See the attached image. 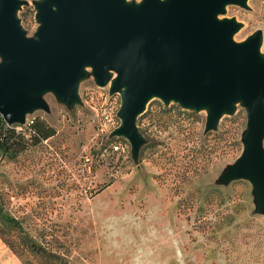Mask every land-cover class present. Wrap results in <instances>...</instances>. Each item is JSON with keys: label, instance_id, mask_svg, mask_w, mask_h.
<instances>
[{"label": "rangeland", "instance_id": "1", "mask_svg": "<svg viewBox=\"0 0 264 264\" xmlns=\"http://www.w3.org/2000/svg\"><path fill=\"white\" fill-rule=\"evenodd\" d=\"M41 1L18 0L15 16L27 38H37ZM218 17L239 23L237 41L259 34L264 57V0L227 2ZM108 91L86 64L77 101L42 90L33 96L44 104L26 112L24 123L5 122L24 135L15 139L25 147L15 156L0 150V264H96L129 255L135 259L127 264H264V210L250 179L230 175L248 129L243 99L206 132L208 106L151 96L136 116L148 145L138 158L124 135L97 127L104 106H112L111 129L121 123L120 93ZM35 118L54 133L30 139L26 122ZM171 149L178 175L197 156L198 173L185 183L168 161Z\"/></svg>", "mask_w": 264, "mask_h": 264}, {"label": "water", "instance_id": "2", "mask_svg": "<svg viewBox=\"0 0 264 264\" xmlns=\"http://www.w3.org/2000/svg\"><path fill=\"white\" fill-rule=\"evenodd\" d=\"M227 2L246 0H43L37 38H27L15 16L18 0H0V115L25 122L44 102L33 96L53 90L62 100L79 99L84 66L98 85L120 93L112 134L124 135L138 155L136 126L151 96L185 107L208 106L206 130L243 99L248 129L231 176H246L264 210V57L259 34L233 39L239 23L219 18Z\"/></svg>", "mask_w": 264, "mask_h": 264}, {"label": "trees", "instance_id": "3", "mask_svg": "<svg viewBox=\"0 0 264 264\" xmlns=\"http://www.w3.org/2000/svg\"><path fill=\"white\" fill-rule=\"evenodd\" d=\"M28 123V132H29V138L32 139L33 141H37L39 139L42 138H46L47 136H50L54 133L55 129L53 126L47 124L44 120L40 119V118H35L32 120V122L29 124V122H26V125ZM206 132H209V130H207ZM139 133L141 134V132L139 131ZM142 135V143L139 147V151H138V155L137 157L139 158V156L143 153V151L148 147L147 142H146V138L143 134ZM17 136L24 138L23 134H20V132H16L14 130V128H9L6 126L5 120L2 118V116L0 115V150L6 154H8L9 156H15L17 154L18 151L22 150L25 145L22 143V141L20 139H15ZM159 142L156 141L155 143L150 144V146L153 147V149H158L156 147V145ZM199 150V148L195 149V152H197ZM170 151V155L167 156L168 157V161L173 164L174 166H177L176 170L177 173L176 175H178V153L177 150H169ZM209 149L206 150V152L204 153V160L208 159L209 156H207ZM167 152V151H166ZM166 152H164L163 154H165ZM182 157V155H181ZM197 156L193 155L190 157L192 158L191 160H185L184 162L181 163L182 165V170H181V174L178 175V182L179 183H185L190 179V176L192 174H197L198 173V168L196 167V164L198 163L196 161V164L194 162V160L196 159ZM203 165V164H202ZM202 167V166H201ZM191 172V174H190ZM31 247L35 246L34 242H31L29 244Z\"/></svg>", "mask_w": 264, "mask_h": 264}, {"label": "built area", "instance_id": "4", "mask_svg": "<svg viewBox=\"0 0 264 264\" xmlns=\"http://www.w3.org/2000/svg\"><path fill=\"white\" fill-rule=\"evenodd\" d=\"M109 95H113V93L109 92ZM104 101L106 102V98ZM111 107L112 106H109V108L106 109L104 106V109H101V112L99 113L98 120H97V127H98L100 132H108V131L112 132V130H113L111 128H112V124H113L114 119L111 116V110H110ZM116 115H117V112H116ZM115 146H117V145H115ZM84 158H85L84 162L90 160V158L88 156H85ZM88 168H89V164H88Z\"/></svg>", "mask_w": 264, "mask_h": 264}, {"label": "crops", "instance_id": "5", "mask_svg": "<svg viewBox=\"0 0 264 264\" xmlns=\"http://www.w3.org/2000/svg\"><path fill=\"white\" fill-rule=\"evenodd\" d=\"M100 258V261H98L96 264H127L125 261H127V260H134L135 258H133L132 256H128V257H125L124 258V261H115V262H107V261H104L103 259H102V257H99ZM128 264H130V262L128 263Z\"/></svg>", "mask_w": 264, "mask_h": 264}]
</instances>
